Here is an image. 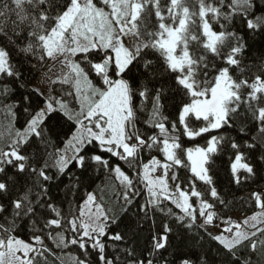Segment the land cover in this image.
<instances>
[{
	"label": "snow or ice",
	"instance_id": "snow-or-ice-1",
	"mask_svg": "<svg viewBox=\"0 0 264 264\" xmlns=\"http://www.w3.org/2000/svg\"><path fill=\"white\" fill-rule=\"evenodd\" d=\"M0 37L21 58L0 46V98L24 63L58 62L46 78L66 86L4 104L0 264H66L71 247V264H210L205 235L223 264L264 256V0H0ZM219 158L230 185L260 187L240 222ZM101 173L112 205L87 190Z\"/></svg>",
	"mask_w": 264,
	"mask_h": 264
},
{
	"label": "trees",
	"instance_id": "trees-1",
	"mask_svg": "<svg viewBox=\"0 0 264 264\" xmlns=\"http://www.w3.org/2000/svg\"><path fill=\"white\" fill-rule=\"evenodd\" d=\"M0 46H8L9 50L12 52L13 57L15 59H21L17 55V50L8 44V41L6 38L0 37ZM32 63H35L33 61ZM47 66V65H46ZM46 66H37L33 68L30 63H24L21 65V71L24 74L25 78V87L19 88L16 93L13 94L12 97H9L7 100H3V98H0V124L7 123L5 120V113H4V104H11L13 102L19 103L20 95L26 94L27 92H30L33 88L32 84L37 77L38 73L43 70ZM66 86L62 85H51V89L54 93L60 96V90L61 88ZM66 99L71 100L70 97H65ZM34 102L36 100L43 99V97H35L34 96ZM19 116L16 121V127H22L24 123V114L22 110L17 109ZM10 119V118H9ZM70 125H66L64 130H67V127ZM63 138V137H62ZM226 166V158H219L217 160L216 169H217V181H218V187L220 190L227 196L228 200L231 201V204L228 208L224 209V216L230 217L232 219V214L234 213H240V214H251L258 210V208L255 206L254 201L252 200V197H248L244 195L246 191H257L260 190V187H258L257 184H246L242 186H236L234 184L230 185L228 183V177L224 171ZM101 186L103 188V192H101L100 188L97 186ZM260 186H264V181L260 182ZM118 184L115 183L111 178H106L103 173L100 175L93 174L92 180L88 182L87 190L89 191H96V194L98 197H102L103 202L106 205H112L114 201L115 194L118 191ZM83 195V189L81 190L80 195L77 197V199H80V196ZM125 223H133L134 220H131V218L125 217ZM220 229L222 228V225H217ZM21 235H24L21 233ZM148 235L147 232L143 233L142 237H138V241L142 245L144 242V238H146ZM188 243H192L191 241H187ZM50 243V242H49ZM217 248V244L215 241H212L205 235L204 241L202 242V250L208 251L209 253V260L210 264H223V258L214 255V250ZM194 251H199L200 249H193ZM79 250L71 247L64 252L60 253V255L65 259L66 264H71V258L78 255ZM241 254L244 257L248 256V249L244 248L241 250ZM195 258V257H194ZM253 260L256 262V264H264V256H261L259 253L253 254ZM50 260L52 258H49Z\"/></svg>",
	"mask_w": 264,
	"mask_h": 264
},
{
	"label": "rangeland",
	"instance_id": "rangeland-1",
	"mask_svg": "<svg viewBox=\"0 0 264 264\" xmlns=\"http://www.w3.org/2000/svg\"><path fill=\"white\" fill-rule=\"evenodd\" d=\"M49 69H51V71H49ZM62 69L60 64L57 62L55 64H53L52 62H49L47 64V66L41 70L37 77L35 78L32 86L34 89H39L41 92H43L45 95H48L49 93H51L53 96H57L59 97V95H57L56 93L53 92V90L51 89V84L48 82L46 77H52L55 78L59 75H61ZM253 191H246L244 193V195L251 197V193ZM260 210L258 209L257 211L251 213V214H240V213H234L232 214V220L240 222L243 219H245L246 217H250L251 215H253L256 212H259ZM209 231L212 232L213 234H218L221 229L216 226V227H210Z\"/></svg>",
	"mask_w": 264,
	"mask_h": 264
}]
</instances>
